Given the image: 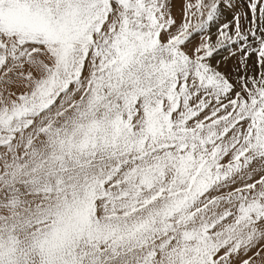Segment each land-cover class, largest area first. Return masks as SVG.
<instances>
[{"label":"snow or ice","instance_id":"6c2138e0","mask_svg":"<svg viewBox=\"0 0 264 264\" xmlns=\"http://www.w3.org/2000/svg\"><path fill=\"white\" fill-rule=\"evenodd\" d=\"M176 3L0 0V264H264V0Z\"/></svg>","mask_w":264,"mask_h":264},{"label":"rangeland","instance_id":"374dc122","mask_svg":"<svg viewBox=\"0 0 264 264\" xmlns=\"http://www.w3.org/2000/svg\"><path fill=\"white\" fill-rule=\"evenodd\" d=\"M194 2V0H193ZM183 3V0H177V3H176V8H175V14L177 16V18L179 19V16H180V8H181V4ZM226 18L227 19H231V15L230 14H226ZM215 37H213L214 39ZM223 53L221 54V59L223 58ZM233 67V63L232 62H224L221 66L222 70H225V69H231Z\"/></svg>","mask_w":264,"mask_h":264},{"label":"bare ground","instance_id":"6f19581e","mask_svg":"<svg viewBox=\"0 0 264 264\" xmlns=\"http://www.w3.org/2000/svg\"><path fill=\"white\" fill-rule=\"evenodd\" d=\"M214 30V29H213Z\"/></svg>","mask_w":264,"mask_h":264}]
</instances>
